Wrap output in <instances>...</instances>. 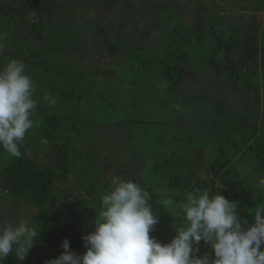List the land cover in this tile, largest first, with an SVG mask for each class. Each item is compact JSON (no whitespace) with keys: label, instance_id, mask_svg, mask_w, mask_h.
<instances>
[{"label":"trees","instance_id":"trees-1","mask_svg":"<svg viewBox=\"0 0 264 264\" xmlns=\"http://www.w3.org/2000/svg\"><path fill=\"white\" fill-rule=\"evenodd\" d=\"M78 1L85 2V0ZM43 2L46 3V0H34L31 5L23 4L21 7L25 14L30 8L36 12V18L32 22L27 15L26 17L30 23L27 26L32 31L34 29L31 34H35L34 36L39 39H43V36H53L55 32L46 27V20L49 18L46 19ZM66 3L62 0L60 5ZM56 6L58 5L55 4L54 7ZM11 9L13 7L0 8V15ZM40 22L44 27L42 33L35 29ZM204 32V27L199 25L194 27L193 48L201 46ZM30 37L32 38L31 35ZM121 40L117 36L116 41ZM98 44L99 47L95 53L98 52L97 54L101 57L99 59V56L95 54V58L99 59L97 66H100V60L104 57V61L108 64L111 66L117 64L119 67L124 63L125 56L138 51V45L128 44L124 49L125 54H122L123 49L119 48L120 45L117 42L106 45L107 49L103 48L101 41ZM101 47L102 50H100ZM164 50H168V55L164 59L154 61L152 64L148 63V65L138 64V72L132 68L136 77L142 78L155 74L159 83H165L166 87L162 92L165 98L163 103H156L153 100L156 108L148 113L142 112V116H137L135 109H138L139 105L135 102L117 103L119 105L115 102L105 107V112L109 114L108 111H110L111 122L115 124L111 128H120L117 133H113L115 135L113 139L108 136L109 133L106 134V144L112 143L110 150L117 159L113 167L115 172L108 173V167H106L107 171L101 168L100 147L95 149L93 146L95 138L92 144L89 136L86 137L82 132L78 135L82 139H78L75 143L76 139L74 140L73 137L75 131L73 133L69 131L65 136L60 135L61 131L67 130L66 127L92 129L93 126L91 127L90 124H80L71 118L77 113L81 120L93 122L85 114L90 115L93 110L87 108L85 112L82 105H77L73 113L61 115L53 112L42 115L40 118L33 117L37 124L32 131L37 134V139L43 141L42 149H30L24 153L21 146V156L10 157L6 166L0 171V192L10 197L14 205L25 203L36 207L39 211V215L32 218L33 222H27L38 233L36 244L28 254L36 252L32 264H47L51 259L61 255L64 252L61 247L64 239L70 241L71 250L77 254L83 255L86 252L82 237L95 230L94 219L95 216L98 218L101 210V196L110 191L111 180L115 176L134 180L150 193L149 203L153 213L159 219V223L154 226L150 236L161 243H169L175 236V225L184 226V217L179 205L185 201L186 193L194 189H199L201 192L207 190L210 196L221 194L244 207L249 191L246 192L243 185L247 181L244 180L249 177L255 182L254 188L249 193L255 192L249 200L264 202V185L260 183L264 180V127H259L257 122L254 123L249 118L237 117L225 108V102L239 100L232 94L233 88L241 92L236 87L237 82L231 71L227 70L226 66L224 70L222 69L216 51L205 52L206 60L200 58L201 50L199 49H190L182 55L177 52L176 55L173 54L174 49L165 48ZM251 50H255L257 56L254 64L256 68L260 65L259 50L256 46ZM222 55L224 56L220 54ZM51 62L55 64V61ZM262 67L264 68V50ZM53 68L57 69L55 66ZM151 68H154L155 72ZM205 70L214 74L211 78L217 83L214 96L200 89V80L204 77ZM42 71L49 72V69L44 67ZM101 71H95L93 67V71L89 72V81L99 84L103 79L116 80L120 75L117 67H110V74ZM98 78L100 80L97 82ZM81 81L85 80L82 78ZM187 87L194 89L185 91ZM42 90L46 91L44 87ZM52 90L53 94L54 91L60 92L57 95L61 99L60 103L76 95L74 88L64 90L65 92L61 88ZM255 92L257 96L253 102L258 104L260 91L256 88ZM78 93L95 94L93 86L86 90H79ZM242 96L251 101L247 92H242ZM34 98L38 101L40 99L38 96ZM241 102V100L238 101L236 105H240ZM42 106L49 108L47 102ZM155 110H158L162 116H157L158 113L154 112ZM115 114L122 118H117ZM69 119L73 123L67 125L66 122ZM103 129L108 131L106 125ZM126 137L129 139L127 140ZM131 145L135 147L133 150ZM207 151L211 152L212 156L208 155ZM3 152L0 149V156ZM130 152L133 159L135 158L134 161L131 164L128 162L125 167L120 166L119 154L122 157L124 155L130 157ZM138 156L144 161L143 165L139 164L140 167L133 165ZM205 164L208 165L206 171L203 170ZM122 170L127 172L121 175ZM70 172L77 176L76 185L78 184L79 193L82 189L85 190L90 200L78 201L68 193L65 186H67ZM147 178L150 181H147ZM219 181L220 184H216ZM240 190L243 192L240 193ZM64 192L67 194L62 195ZM165 196H170L173 204L165 207L160 202ZM249 226H251L250 223L244 225L245 228ZM205 254H211V247L202 241L198 255ZM0 264L26 263L17 261L13 252L7 259L0 261Z\"/></svg>","mask_w":264,"mask_h":264},{"label":"rangeland","instance_id":"rangeland-1","mask_svg":"<svg viewBox=\"0 0 264 264\" xmlns=\"http://www.w3.org/2000/svg\"><path fill=\"white\" fill-rule=\"evenodd\" d=\"M33 1L0 0L1 9L13 7L11 11L0 15V63L9 59H18L25 63L27 74L36 85L37 90L34 96L40 98L35 116L40 118L42 115L53 112L61 115L73 113L77 105H82L85 112H87V108L93 110L92 114H85L94 123L81 120L77 113L73 115L75 117L71 118L80 124H90L91 127L93 126L92 129H69L66 127L67 130L59 132L61 136H65L69 131L72 133L75 131L73 136L74 140L76 139L75 143L78 139H82L78 136L82 132L86 137L89 136L92 144V140L95 138L97 142L95 140L94 148L99 149L100 147L99 163L102 169L106 170L108 167V173L115 172L113 167L116 165L117 159L110 150L112 143L106 144V134L109 133L108 136L113 139L115 137L113 133H117L120 128H111L115 124L111 122L110 111H108L109 114L105 112V107L107 104L113 105L115 102L116 104L135 102L136 105H139V108L135 109L137 112L135 113L137 116H142V112L148 113L151 109L156 108L153 100L156 103H163L165 98L162 92L166 87L165 83H159L155 74H149L142 78L136 77L133 69L138 72V64L148 65V63L152 64L154 61L164 59L168 55V50H164L165 48L174 49L173 54L175 55L176 52L182 55L190 49H199L202 59H206V53L216 51L222 69L224 70V66H226L227 70L231 71L237 82L236 87L241 91H235L233 88L232 94L239 100L225 102V108L237 117L249 118L254 123L257 122L259 127H264V68L262 67L264 0H85V2L63 0L67 3L62 5H60L62 0H46V3L42 4L46 11V19L49 18L46 20V27L55 32L53 36L47 37L42 34L43 39L36 38L35 34L32 35L34 29L32 31L27 26V24L30 25L29 20L32 22L36 18L34 9L30 8L26 14L21 9L23 4L31 5ZM55 4L58 6L54 7ZM196 25L204 27V40L201 46L193 48L195 39L193 31ZM35 29L39 33L44 31L41 22ZM117 36L123 41H116ZM99 41L103 43L105 49H107L106 45L112 42L119 43V48L123 49L122 54H125L124 49L128 44L138 45V51H133L130 56H125L124 63L119 67L117 64L111 66L104 61V57L100 60V66H97L101 57L97 54L98 52L95 53L98 50ZM254 46L259 50L260 65L256 68L254 64L257 56L255 50H251ZM95 54L99 56V59L95 58ZM220 54H224V56H220ZM51 61H55V64ZM44 67L49 69V72L42 71ZM93 67L95 71L102 70L101 72L106 74H110V67H117V71L120 72L119 78L110 81L103 79L101 81L103 83L99 84L95 81L91 83L88 78ZM151 70L155 72L154 68ZM207 71L205 70L204 77L200 80V89L206 90V93L209 92L214 96L217 83L211 80L214 74ZM80 76L85 81H81ZM41 78L43 80L40 81ZM99 80L100 78L97 82ZM91 85L95 94L78 93L79 90L92 87ZM43 87L46 91L42 90ZM53 88H61L63 91L74 88L76 95L70 97V100L60 103L61 99L57 97L60 92L54 91L53 94ZM256 88L260 91L258 104L253 102L257 96ZM192 89L194 88L187 87L185 91ZM88 92L91 91L88 90ZM242 92L249 94L250 102L242 96ZM46 93L57 98L58 102L55 107H49V109L42 106L46 103L43 99ZM240 100L241 104L236 105ZM154 112L158 113L157 116H162L158 110ZM115 116L122 118L118 114ZM71 119L67 120V125L73 123ZM102 125H106L108 131L103 129ZM126 139L128 140L129 137ZM21 146L24 153L30 149L40 150L43 147V141L37 139V134L31 130ZM131 148L133 150L135 147L131 145ZM207 154L212 156L211 152L207 151ZM9 158L7 153H2L0 171L6 166ZM119 159V165L125 167L128 162L131 164L135 158L133 159L130 152V157H125V155L122 157L119 154ZM135 161L134 166L140 167L139 164H144L139 156ZM207 167L208 165L205 164L203 170L206 171ZM125 172L127 171L122 170L120 173L123 175L122 173ZM76 180L77 176L70 172L67 186H65L68 193L78 201L90 200L85 190L82 189L79 193ZM253 180L249 177L244 180L246 182L243 189L246 192H250L254 188ZM147 181L150 179L147 178ZM216 184H220V181ZM242 192L240 190V193ZM249 192V196H246L245 206L238 205L237 213L240 218L246 219L252 225L254 209L257 205L264 206V202L255 199L250 201V196L255 191L251 194ZM66 194L64 192L62 195ZM9 198L0 192V223L16 224L22 220L30 223L33 222L32 218L39 215L36 207L25 203L14 205ZM35 257L36 252H32L25 257L22 263L32 264Z\"/></svg>","mask_w":264,"mask_h":264},{"label":"clouds","instance_id":"clouds-1","mask_svg":"<svg viewBox=\"0 0 264 264\" xmlns=\"http://www.w3.org/2000/svg\"><path fill=\"white\" fill-rule=\"evenodd\" d=\"M36 90L22 60L0 63V149L10 157L21 156L20 147L37 124ZM43 99L49 107L58 102L47 93ZM260 183L264 185V180ZM150 200L138 182L113 177L110 191L101 196L95 230L82 237L86 252L77 254L64 239V252L47 264H264V206L257 205L254 223L245 228L248 221L241 220L235 202L194 189L179 205L184 226L175 225V236L161 243L150 236L159 223ZM160 202L165 207L173 204L170 196ZM37 236L26 221L0 223V261L13 252L17 261H23ZM202 241L210 245L211 254L198 255Z\"/></svg>","mask_w":264,"mask_h":264}]
</instances>
